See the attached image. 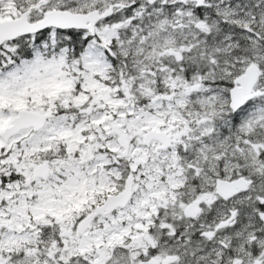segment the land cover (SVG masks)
<instances>
[{
	"label": "snow or ice",
	"instance_id": "obj_1",
	"mask_svg": "<svg viewBox=\"0 0 264 264\" xmlns=\"http://www.w3.org/2000/svg\"><path fill=\"white\" fill-rule=\"evenodd\" d=\"M0 264H264V0H0Z\"/></svg>",
	"mask_w": 264,
	"mask_h": 264
}]
</instances>
